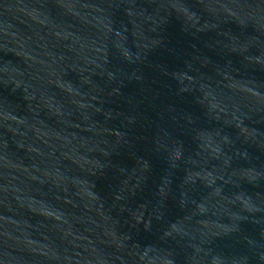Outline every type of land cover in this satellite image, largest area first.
<instances>
[{"label": "water", "instance_id": "obj_1", "mask_svg": "<svg viewBox=\"0 0 264 264\" xmlns=\"http://www.w3.org/2000/svg\"><path fill=\"white\" fill-rule=\"evenodd\" d=\"M0 264H264V0H0Z\"/></svg>", "mask_w": 264, "mask_h": 264}]
</instances>
